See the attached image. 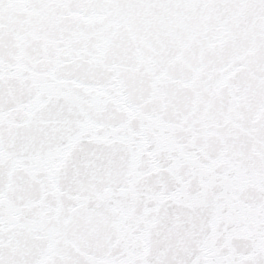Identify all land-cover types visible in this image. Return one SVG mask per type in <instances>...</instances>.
Segmentation results:
<instances>
[{"label": "snow or ice", "instance_id": "snow-or-ice-1", "mask_svg": "<svg viewBox=\"0 0 264 264\" xmlns=\"http://www.w3.org/2000/svg\"><path fill=\"white\" fill-rule=\"evenodd\" d=\"M0 264H264V0H0Z\"/></svg>", "mask_w": 264, "mask_h": 264}]
</instances>
